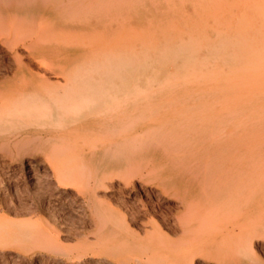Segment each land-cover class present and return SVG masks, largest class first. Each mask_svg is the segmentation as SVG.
I'll return each mask as SVG.
<instances>
[{"label": "rangeland", "instance_id": "374dc122", "mask_svg": "<svg viewBox=\"0 0 264 264\" xmlns=\"http://www.w3.org/2000/svg\"><path fill=\"white\" fill-rule=\"evenodd\" d=\"M211 1L0 0V91L62 82L46 59L117 90L87 118L0 112V264H264V63L228 73L209 46L237 34L170 28Z\"/></svg>", "mask_w": 264, "mask_h": 264}, {"label": "bare ground", "instance_id": "6f19581e", "mask_svg": "<svg viewBox=\"0 0 264 264\" xmlns=\"http://www.w3.org/2000/svg\"><path fill=\"white\" fill-rule=\"evenodd\" d=\"M198 12L199 16L196 19L186 20L183 25L172 24L170 28L173 29L175 34H237L233 36L238 41L236 43L233 42L235 47H232V51L228 50L229 45L227 43V39L231 35L218 36L220 42L209 46L212 50H221L222 57L219 59L220 62L215 61V63L217 65H226L228 73L242 71V64L245 65L243 67L249 65L255 69L259 66V63H264V59L259 60L258 58V52L264 49V41H257V38L264 36V0H242V2L238 1L234 4L226 3L224 0H212L207 5L200 7ZM240 34H242V37ZM186 45L193 46V40L185 45H179L178 48L180 49ZM115 58L103 64L108 66L116 64L120 67L125 66V68H128L132 62L131 57L127 56H120L118 61H115ZM44 62L47 66L46 69L52 70L54 74H64L65 79L61 78L62 82L50 83L48 77H45V73L41 75L39 73L26 72L28 80L21 87H18V89L12 87L11 90H7L8 92L0 91V112L7 110L9 111L8 113L14 114L23 110L44 108L50 109L53 117L58 122H61L67 117L70 118L76 112L80 113L81 118H87V114L91 113L92 115L104 101L106 103V101L110 102L116 99L117 90L114 86L115 84L113 82L109 84L106 81L100 80L99 77H96L92 73L97 67L78 66L75 69H69L62 64L58 65L60 63H56L53 59H46ZM146 63L148 64L149 62ZM165 111L167 112V110ZM62 154L65 155V153ZM66 156L61 161L55 162V170L59 171V182L63 184L68 183V180H72L75 174V168H73L72 163L75 157L72 155ZM63 179L67 181L65 180L64 183ZM186 211L187 215L193 213L191 212L194 211L193 201L188 200Z\"/></svg>", "mask_w": 264, "mask_h": 264}]
</instances>
